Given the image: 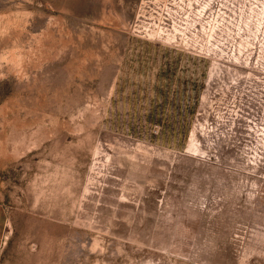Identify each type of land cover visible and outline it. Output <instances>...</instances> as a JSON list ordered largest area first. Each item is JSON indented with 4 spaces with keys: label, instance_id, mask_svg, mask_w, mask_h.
<instances>
[{
    "label": "rangeland",
    "instance_id": "rangeland-1",
    "mask_svg": "<svg viewBox=\"0 0 264 264\" xmlns=\"http://www.w3.org/2000/svg\"><path fill=\"white\" fill-rule=\"evenodd\" d=\"M0 264H264V0H0Z\"/></svg>",
    "mask_w": 264,
    "mask_h": 264
}]
</instances>
